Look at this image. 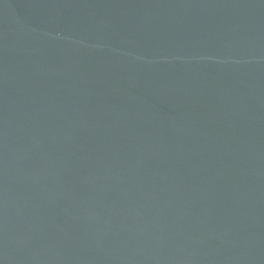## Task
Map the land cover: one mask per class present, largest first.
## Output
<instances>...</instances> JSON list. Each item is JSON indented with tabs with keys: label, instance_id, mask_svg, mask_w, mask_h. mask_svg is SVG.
<instances>
[{
	"label": "water",
	"instance_id": "obj_1",
	"mask_svg": "<svg viewBox=\"0 0 264 264\" xmlns=\"http://www.w3.org/2000/svg\"><path fill=\"white\" fill-rule=\"evenodd\" d=\"M0 264H264V0H0Z\"/></svg>",
	"mask_w": 264,
	"mask_h": 264
}]
</instances>
